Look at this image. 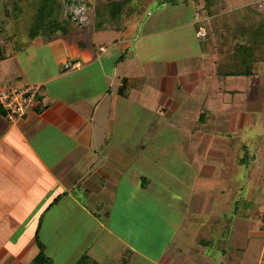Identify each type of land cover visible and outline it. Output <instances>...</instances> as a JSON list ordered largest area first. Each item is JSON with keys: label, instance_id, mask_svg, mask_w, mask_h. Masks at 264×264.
Instances as JSON below:
<instances>
[{"label": "crops", "instance_id": "crops-1", "mask_svg": "<svg viewBox=\"0 0 264 264\" xmlns=\"http://www.w3.org/2000/svg\"><path fill=\"white\" fill-rule=\"evenodd\" d=\"M162 1L155 2L154 15V2L138 12L125 6L116 24L93 30L86 42L87 33L19 32L23 19L15 9L25 0H0V91L40 86L35 107L16 122L0 104V264H32L39 247L50 264H65L68 249L80 244L79 258L66 264L83 257L99 264L89 253L97 239L114 232L106 222L109 202L130 194L136 180L138 191L148 187L138 170L145 161L135 164L126 137H146L150 130L183 135L194 184H217L220 166L224 191L236 185L244 195L239 199L262 200L252 217L261 219L264 231V14L254 7L258 0L214 1L221 14L249 7L263 15L261 42L236 38L231 52L218 49L208 27L218 16H207L205 0ZM183 9L192 10L191 18L175 26ZM168 22L173 28L160 26ZM187 28L197 42L192 58L179 56V49L166 52L162 38ZM199 29L208 34L197 38ZM237 46L252 48L246 61ZM147 149V143L134 147ZM200 166L208 176H198ZM240 168L243 181L235 179ZM92 231L96 236L86 241Z\"/></svg>", "mask_w": 264, "mask_h": 264}, {"label": "rangeland", "instance_id": "rangeland-1", "mask_svg": "<svg viewBox=\"0 0 264 264\" xmlns=\"http://www.w3.org/2000/svg\"><path fill=\"white\" fill-rule=\"evenodd\" d=\"M38 1L25 0L22 7L15 9L23 19L18 25L19 32H29L36 14L34 5ZM120 1L124 0H58L54 17L58 22L70 25L68 35L87 33V42L90 34H93L92 31L98 29L99 18L102 20V22L100 20L102 23L100 29L113 25L107 22L109 20L107 14L112 5ZM156 1L160 0H128L125 4L126 8L125 6L123 8L127 10L134 7V12H138L146 2L152 4L154 2L152 9L149 10L151 15H154L159 9L155 5ZM221 6L220 3H216L209 11L207 10V16L209 14L218 16L211 20L208 27L216 39L218 49L221 47L219 45H224L228 46L226 50L231 52L236 45L234 43L236 38L248 37L254 31L252 27L263 21V15L249 7L221 14L224 11ZM254 7L256 9L255 5ZM200 10L204 12L205 9ZM191 14V9H183V15L175 26H183L190 20ZM172 24L168 22L167 25L160 26L165 25L167 30L173 28L170 26ZM242 31H245V34ZM205 32L207 35L206 30ZM192 35V29L187 28L162 38L163 43L168 44L165 48L169 50L166 52L179 49V56L192 58L197 49V42L192 39ZM156 43V39L153 40V44ZM161 43L158 42L159 47ZM181 120L177 122L183 123ZM176 132L166 130L157 135L150 130L146 137L134 133L126 137L133 145L132 154L137 158L135 164H142L145 161L143 167H140L141 164L136 165L147 179L148 187L144 191L139 189V192L137 189L140 181L136 180L137 186L135 182L129 185L130 194L121 193L122 196L116 201L109 202L112 207L110 217L107 221L106 219L103 221L108 222L110 225L106 222L104 224H108L110 230L114 232L110 236L107 233L103 234L102 238L104 236L107 237L106 239H97L89 255L92 254L93 259L99 264H123V262L124 264H264L263 223L260 218L252 217L253 208L262 200L251 203L239 199L238 196L244 195L241 192L237 193L234 189L236 185L234 187L230 185L229 191H224L225 185L220 180L222 172L220 166L216 167L214 174L217 176V184L204 182L194 184L192 172L195 170L188 168L190 159L183 150L186 139ZM251 136L254 138L256 135ZM144 143L148 145L147 150L134 151L135 146ZM146 161L149 163L148 166ZM234 166V162L231 161L226 171L231 172ZM236 171L238 173L235 179L237 177L243 181L246 175L245 169L240 168ZM198 174L201 177L208 176V169L200 166ZM126 182L128 186L130 181L126 180ZM244 186V192L248 191V184ZM261 187L264 195V185ZM236 199L239 203L238 208L237 204L234 205ZM235 210H238L237 215H234ZM236 219H243V223L235 221ZM96 234L95 231L87 233L86 241ZM208 242L210 244L206 245ZM82 246L80 244L68 249L65 264L79 258L84 250ZM122 253L126 254L122 262H119ZM60 260H63V257ZM87 260L89 261L88 258Z\"/></svg>", "mask_w": 264, "mask_h": 264}, {"label": "trees", "instance_id": "trees-1", "mask_svg": "<svg viewBox=\"0 0 264 264\" xmlns=\"http://www.w3.org/2000/svg\"><path fill=\"white\" fill-rule=\"evenodd\" d=\"M58 0H39L37 4L34 5L36 7V14L34 16L32 26L29 29V34L32 37L37 36L39 33H51L50 35H56L60 33V35L67 36L70 30V25L65 23H60L57 21L55 15V10L58 8ZM162 1V0H161ZM173 2L175 0H163L162 2ZM214 1L216 0H205V7L206 11L213 7ZM128 0L120 1L112 5L111 9L108 12V21L110 23L116 24L121 14L122 8ZM19 8V7H17ZM103 9L106 10V7L103 6ZM105 12V11H104ZM209 13V12H208ZM103 17V15H101ZM106 17V16H105ZM99 22L97 24L98 29L101 28L102 23H100L101 18L98 19ZM102 22V20H101ZM263 27V23L259 22L257 26L254 28V31L250 33V38L261 42V30ZM253 29V27H252ZM251 30V29H249ZM243 33L245 31H242ZM245 34V33H244ZM251 47H241L237 46L235 48V52H238V55L242 57L246 61V58L251 55ZM244 56V57H243ZM243 68L246 70V66L244 65ZM232 73V72H231ZM230 73V74H231ZM244 74H248L249 72L244 71L241 72ZM32 264H50L48 257L44 253L42 247H39V253L33 260ZM77 264H88V260L86 257H83Z\"/></svg>", "mask_w": 264, "mask_h": 264}, {"label": "built area", "instance_id": "built-area-1", "mask_svg": "<svg viewBox=\"0 0 264 264\" xmlns=\"http://www.w3.org/2000/svg\"><path fill=\"white\" fill-rule=\"evenodd\" d=\"M257 11L264 14V0L255 3ZM206 32L199 29L196 33L197 38H203ZM68 69L69 65H65ZM40 91L38 85H28L21 88H5L0 91V104L6 111L7 119L16 122L22 119L36 105V96Z\"/></svg>", "mask_w": 264, "mask_h": 264}]
</instances>
